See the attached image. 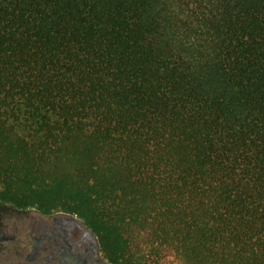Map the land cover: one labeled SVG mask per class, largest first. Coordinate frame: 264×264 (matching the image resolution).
I'll return each mask as SVG.
<instances>
[{"label": "trees", "instance_id": "16d2710c", "mask_svg": "<svg viewBox=\"0 0 264 264\" xmlns=\"http://www.w3.org/2000/svg\"><path fill=\"white\" fill-rule=\"evenodd\" d=\"M2 205L112 264H264V0H0Z\"/></svg>", "mask_w": 264, "mask_h": 264}, {"label": "flooded vegetation", "instance_id": "af4514ba", "mask_svg": "<svg viewBox=\"0 0 264 264\" xmlns=\"http://www.w3.org/2000/svg\"><path fill=\"white\" fill-rule=\"evenodd\" d=\"M0 264L112 263L77 216L13 208L0 210Z\"/></svg>", "mask_w": 264, "mask_h": 264}, {"label": "rangeland", "instance_id": "374dc122", "mask_svg": "<svg viewBox=\"0 0 264 264\" xmlns=\"http://www.w3.org/2000/svg\"><path fill=\"white\" fill-rule=\"evenodd\" d=\"M13 208L11 207V206H9V205H7V206H0V210L1 211H6V212H11V210H12Z\"/></svg>", "mask_w": 264, "mask_h": 264}]
</instances>
